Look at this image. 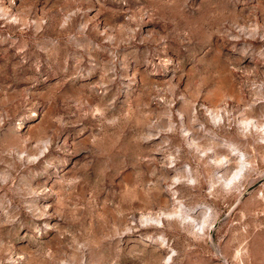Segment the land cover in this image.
Instances as JSON below:
<instances>
[{"label": "rangeland", "instance_id": "obj_1", "mask_svg": "<svg viewBox=\"0 0 264 264\" xmlns=\"http://www.w3.org/2000/svg\"><path fill=\"white\" fill-rule=\"evenodd\" d=\"M0 264H264V0H0Z\"/></svg>", "mask_w": 264, "mask_h": 264}, {"label": "bare ground", "instance_id": "obj_2", "mask_svg": "<svg viewBox=\"0 0 264 264\" xmlns=\"http://www.w3.org/2000/svg\"><path fill=\"white\" fill-rule=\"evenodd\" d=\"M239 164H240V163H239ZM240 165H241V164H240ZM240 165H239V166H240ZM235 175H236V173H235Z\"/></svg>", "mask_w": 264, "mask_h": 264}]
</instances>
